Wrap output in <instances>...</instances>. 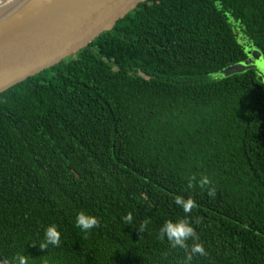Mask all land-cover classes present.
<instances>
[{
	"label": "trees",
	"instance_id": "trees-1",
	"mask_svg": "<svg viewBox=\"0 0 264 264\" xmlns=\"http://www.w3.org/2000/svg\"><path fill=\"white\" fill-rule=\"evenodd\" d=\"M247 48L264 57V0H146L1 92L0 256L183 264L184 250L157 238L185 216L182 196L208 253L192 264H264V87L253 68L214 75ZM81 210L101 226L77 228ZM129 213L149 220L144 233ZM52 224L61 244L42 249Z\"/></svg>",
	"mask_w": 264,
	"mask_h": 264
},
{
	"label": "water",
	"instance_id": "water-1",
	"mask_svg": "<svg viewBox=\"0 0 264 264\" xmlns=\"http://www.w3.org/2000/svg\"><path fill=\"white\" fill-rule=\"evenodd\" d=\"M18 1L0 12V93L75 55L146 0ZM247 55L261 60L258 49Z\"/></svg>",
	"mask_w": 264,
	"mask_h": 264
},
{
	"label": "clouds",
	"instance_id": "clouds-1",
	"mask_svg": "<svg viewBox=\"0 0 264 264\" xmlns=\"http://www.w3.org/2000/svg\"><path fill=\"white\" fill-rule=\"evenodd\" d=\"M195 177H192L189 181V187L193 186L192 181ZM200 188H207L208 195L214 197L216 195V189L212 186V181L208 176H202L199 180ZM176 206L181 208L185 213L183 218L176 220L166 219L160 226L157 238L163 241L165 238L169 242L171 248L183 249L185 258L183 264H192L194 257L207 256L208 253L202 243L199 242L200 237L196 229L192 226V223L188 219V215L196 207L195 201L191 198H184L182 196H176L174 199ZM125 224L138 227L141 233L147 229L149 220L145 219L138 226L133 224V215L131 213L122 217ZM75 226L83 232H90L94 228L101 226L100 219L91 215L83 210L79 211L75 218ZM189 241H192L189 244ZM36 244V243H34ZM42 249H50L51 247H59L61 244V232L54 224L48 225L44 230V239L38 243ZM0 264H28L27 255L17 252L14 255L0 256ZM39 264H48L44 256L40 258Z\"/></svg>",
	"mask_w": 264,
	"mask_h": 264
},
{
	"label": "rangeland",
	"instance_id": "rangeland-1",
	"mask_svg": "<svg viewBox=\"0 0 264 264\" xmlns=\"http://www.w3.org/2000/svg\"><path fill=\"white\" fill-rule=\"evenodd\" d=\"M8 0H0V12L5 10L7 7H10V6H14L16 4V2H19L18 0H11L9 2V4L7 6H5L3 9H2V6H3V3L6 2ZM14 3V4H12ZM241 42V41H240ZM248 48L246 49V51L248 52ZM250 59H252L251 57H249ZM264 63V57L261 53V60L260 62L258 61V59L256 60H250L249 62H247L246 60L243 61V62H240V63H236V64H233V65H230L228 67H225L223 68L222 70H220L218 73L214 74L216 76H219V77H222V76H228V75H231V74H234V73H238V72H243L247 69H255V71L258 73L259 77L261 78V82L263 84V87H264V72H260L257 67L258 65L260 64H263Z\"/></svg>",
	"mask_w": 264,
	"mask_h": 264
},
{
	"label": "bare ground",
	"instance_id": "bare-ground-1",
	"mask_svg": "<svg viewBox=\"0 0 264 264\" xmlns=\"http://www.w3.org/2000/svg\"><path fill=\"white\" fill-rule=\"evenodd\" d=\"M11 0H8V1H6V2H4L3 3V6H2V9L5 7V6H7L8 4H9V2H10ZM12 2V1H11ZM17 3V2H16ZM12 4H14V3H12ZM1 7V6H0Z\"/></svg>",
	"mask_w": 264,
	"mask_h": 264
}]
</instances>
